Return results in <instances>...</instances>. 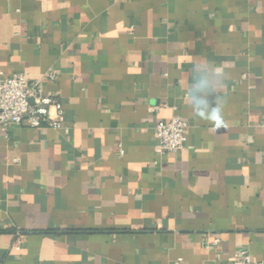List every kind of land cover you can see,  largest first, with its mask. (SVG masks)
<instances>
[{
    "label": "crops",
    "instance_id": "obj_1",
    "mask_svg": "<svg viewBox=\"0 0 264 264\" xmlns=\"http://www.w3.org/2000/svg\"><path fill=\"white\" fill-rule=\"evenodd\" d=\"M0 70L68 130L0 128V264H264V0H0Z\"/></svg>",
    "mask_w": 264,
    "mask_h": 264
},
{
    "label": "built area",
    "instance_id": "obj_2",
    "mask_svg": "<svg viewBox=\"0 0 264 264\" xmlns=\"http://www.w3.org/2000/svg\"><path fill=\"white\" fill-rule=\"evenodd\" d=\"M47 80L54 81L56 74L48 71ZM42 79H29L22 73L5 75L0 70V128L7 131L11 126L30 128H63L61 103L43 93ZM264 127V119L262 120ZM188 123L179 116L159 120L155 135L160 154L178 152L187 140ZM67 132V128H63ZM217 241V240H216ZM224 264H263L253 260L247 251H240Z\"/></svg>",
    "mask_w": 264,
    "mask_h": 264
},
{
    "label": "clouds",
    "instance_id": "obj_3",
    "mask_svg": "<svg viewBox=\"0 0 264 264\" xmlns=\"http://www.w3.org/2000/svg\"><path fill=\"white\" fill-rule=\"evenodd\" d=\"M205 107L207 108V102L205 101ZM197 116L213 121L215 123H220L222 120L221 117V107L219 104H217L216 107H213L211 109H208L207 112H205L204 110H200L196 113Z\"/></svg>",
    "mask_w": 264,
    "mask_h": 264
}]
</instances>
